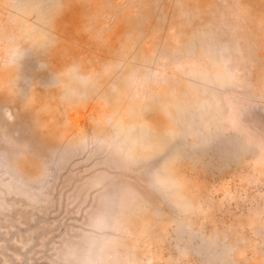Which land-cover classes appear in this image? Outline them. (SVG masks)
<instances>
[{
	"label": "rangeland",
	"instance_id": "1",
	"mask_svg": "<svg viewBox=\"0 0 264 264\" xmlns=\"http://www.w3.org/2000/svg\"><path fill=\"white\" fill-rule=\"evenodd\" d=\"M0 264H264V0H0Z\"/></svg>",
	"mask_w": 264,
	"mask_h": 264
}]
</instances>
